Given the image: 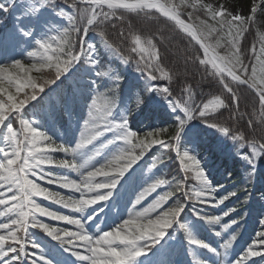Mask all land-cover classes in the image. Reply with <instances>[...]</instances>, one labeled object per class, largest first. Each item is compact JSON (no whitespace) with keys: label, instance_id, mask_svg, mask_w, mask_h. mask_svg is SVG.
<instances>
[{"label":"snow or ice","instance_id":"obj_1","mask_svg":"<svg viewBox=\"0 0 264 264\" xmlns=\"http://www.w3.org/2000/svg\"><path fill=\"white\" fill-rule=\"evenodd\" d=\"M86 7L77 8L75 0L68 6L72 9L71 14L59 10L56 14L67 20L68 26L57 35L37 42L38 48L27 53L29 58L36 62L29 68L16 61L0 67V217H8V222H0V264H58L54 259L45 257L39 249L37 254L29 252V246H37L28 239L30 229H39L53 240L57 241L60 248L74 257L77 262L87 264H138V258L159 242L166 235L170 227H178L186 231L185 225L180 223L181 216L186 205L194 206V215L204 221L213 229L218 238L228 236L220 245L219 253L208 249L214 254L223 255L230 250L238 239L237 232H230L235 219L224 222V218L236 211L229 208L221 216H211L201 211L197 205L211 208L220 207L235 196L236 193L219 195L220 188L212 186L194 155H190L187 149L180 147L181 133L192 120H201L208 127L215 128L225 137L231 138L237 143V154L250 166L264 155V136L257 145L256 138L249 139L243 132L234 134L228 127L210 119L217 110L228 107L221 95H213L211 98L197 104L194 101V93L190 86L183 88L184 95L175 97L169 87H153L148 81L166 79L171 81L173 74L165 70L159 61V53L152 39L134 35L130 51L147 55L145 60L142 55L136 61V70L141 76L146 75V88L148 92L160 94L169 108L177 115V122L172 129L160 128L156 131H147L143 136L130 131L127 123V115L121 113L115 115L117 108L116 87L119 83L118 76H112L114 87L108 89V93L93 92L92 99L88 104L87 118L82 125V131L74 146L68 147L54 142L48 135L40 131L37 122L26 118L24 110L34 101L42 98L46 90L53 91L52 86L61 77L69 74V70L75 65H85L95 73L98 78L109 75L107 70H99V62L96 58V48L80 38L81 32L98 29L107 21L123 19L119 12L143 14L147 19H152L153 11L167 21L174 22V26L191 37L199 45L203 57L197 56L195 60L203 66L205 72L218 79L223 91L231 94L234 104H239L240 97L233 88L235 85H246L258 98L260 115L264 117V33H257V40L252 42L251 48L243 43L247 41L250 26L255 21L259 8L264 6V0L254 3L247 16L234 14L226 6L214 7L211 4H202L201 0H79ZM39 7H52L55 0H38ZM39 7L30 8L29 11H39ZM105 7L108 9L105 11ZM192 9L193 12L202 11L213 24H208L200 19L199 25L190 24L181 18L180 9ZM0 9L7 11L3 4ZM193 12H189V19ZM219 18V19H217ZM116 27L115 24L112 25ZM100 42L110 55L119 58L122 64L128 65L132 59L130 56L121 55L120 49L106 37L105 32L98 31ZM214 37V42L209 38ZM226 41V42H224ZM259 50H256V43ZM223 48L224 54H219L217 49ZM254 63L246 64L250 59ZM39 65V66H38ZM211 71H208V66ZM47 69L53 75L42 83L32 76H21L19 73L43 71ZM19 70V71H15ZM157 73L159 75H157ZM230 78L231 83H229ZM7 85V86H5ZM14 87V92L11 89ZM60 95H57V100ZM143 103V98L137 95L129 106L128 112L135 110ZM50 115V112L34 113V115ZM255 115V113H253ZM250 125L252 121L250 120ZM264 127V120L260 121ZM18 125V127H17ZM162 133H169L170 139H157ZM151 138V139H149ZM247 141L245 144L244 142ZM159 146L160 155L152 156V159L142 175L147 177L153 174V170L165 165V156L177 160L178 171L173 179L165 176H154L150 183H146L127 210V218H121V222L113 223L107 230L96 223L98 217L94 216L98 208L103 204L98 202H111L112 208H116L117 189L123 187L132 178V173L141 164L144 158L151 153L153 146ZM241 149L250 151L241 152ZM62 152L63 159H54L50 153ZM174 154V155H173ZM102 157V162H95ZM55 166L68 169L80 177V182L68 178L67 175L49 178V183H57L60 187L71 189L80 193L79 198L61 196L41 187L29 175L38 178H47L44 166ZM183 173L181 176L180 173ZM189 173H194L189 176ZM42 174V175H41ZM251 175V172L249 173ZM102 177L103 179H96ZM195 180V186H189V180ZM174 191H166L163 194L158 189L166 186ZM4 189L7 191L5 192ZM151 193H157L154 201L142 210L137 206ZM175 193H181L176 196ZM10 194V196L8 195ZM33 197H42L70 208L76 217L60 215L42 207ZM166 205H169L165 207ZM90 206H97L95 208ZM159 210V211H158ZM155 213V216L152 214ZM38 217H47L51 220L62 221L64 224L73 225V230L52 227L42 222ZM264 227V219L260 220ZM94 226L96 231L90 234L88 228ZM258 241L253 244H264V231L257 233ZM190 245L199 242L186 236ZM199 247L207 245L199 243ZM83 249V253L78 251ZM264 256V253L255 250L249 245L247 250L235 264H247L248 258ZM161 264H166L162 261ZM193 264H202L199 260H193Z\"/></svg>","mask_w":264,"mask_h":264},{"label":"trees","instance_id":"obj_2","mask_svg":"<svg viewBox=\"0 0 264 264\" xmlns=\"http://www.w3.org/2000/svg\"><path fill=\"white\" fill-rule=\"evenodd\" d=\"M22 1L34 3L38 0H11L9 4H4L3 1H0V4H3L7 8V11L0 9L1 40L7 37L13 27L16 29L14 35L17 38L22 39L25 35L34 32L39 38L43 40L48 39L51 35L42 33L39 27L32 25V22L34 20L38 21V19H35V15L27 9L21 8L20 2ZM72 2L73 0H55L54 5L48 8L55 13L63 10L71 14L72 9L68 5ZM75 2L77 8L86 7V5L76 0ZM174 3L179 4L180 0H174ZM15 8L17 11L14 12ZM187 10L193 12L190 8L180 9L181 15L185 19L187 17L184 11ZM118 15H122L123 19L114 18L100 25L98 29L91 30L87 34L83 32L80 34L81 39L95 46L99 70H107L110 79L107 76L98 78L87 66L77 64L69 75L57 81L55 86H49L52 87L53 91L46 90V94L42 93V98L38 102H32L35 107L31 105L26 107L24 110L26 118L43 119L55 113L58 115L61 124H66V109L69 107L71 109L78 108L81 111L83 105L79 103V98L83 100V104H86L92 99L93 92L108 93V89L115 86L111 77L118 76L119 83L115 93L117 103L115 115L119 116L121 113L127 115L128 128L131 131L143 136L147 131H155L159 127L172 129L177 122V115H173L169 111L164 98L160 94L145 90L147 73L141 76L136 70V61H139L142 55L145 60L148 59L147 55L143 53H133L130 51L134 46L132 44L133 36L140 35L142 38L152 39L159 53L161 66L173 74L171 81L166 79L150 81L153 87H169L174 93L175 98L183 96V88L190 86L194 93V101L197 104L201 103V101L206 102L213 95H221L228 107L217 110L210 119H215L216 122L228 127L234 134L243 132L249 139L255 137L257 145L260 143V138L264 136V127L261 126L260 121L264 120V117L260 115L258 98L247 87L232 85L240 97L239 104H234L231 100V94L223 91L222 86L218 83V79L209 76L205 72L204 67L199 65L198 61L195 60L197 56L203 57L201 49L187 35L175 27L173 22L167 21L156 13H152V19H147L143 14L136 15L134 13L119 11ZM193 15L204 20L207 18L202 11L193 12ZM18 24L22 26H18ZM113 24L116 27H113ZM99 30L104 31L106 37L114 46L120 49L121 55L132 57L128 65L122 64L117 56L110 55L104 49L97 34ZM56 33L53 35H57ZM257 33V30L253 26H250L249 34H246L247 41L243 43L251 48L252 42L258 39ZM209 40L210 42H214V37H210ZM256 50H259L258 42L256 43ZM217 51L219 54H224L225 50L221 48L217 49ZM248 56L250 59L245 60V63H254V58H251V52L248 53ZM211 70V66L209 65L208 71ZM51 75L53 73L49 71L40 72L38 80L42 83L45 79L50 78ZM157 75L159 74L157 73ZM136 76H139L140 79L137 80ZM229 83H231L230 79ZM58 94L60 95L59 100H57ZM137 95L143 98V103L136 110L133 105V111L129 113V106ZM40 112H50V115H34V113ZM250 120L252 121L251 125L249 123ZM162 134L164 140L170 139L169 133ZM244 143L246 144L247 141ZM180 147L187 149L191 155L196 157L211 184L218 187L224 186L219 195L236 193L235 196L225 201L223 206H221L222 211L220 212L223 215V212L229 208L236 209L234 213L226 218H230L229 221L232 219L239 221L237 229L238 239L241 237L243 229H245V234L251 236L252 241H258L259 237L257 233L264 231L263 227H256V222L260 224V220L264 219V155H261L255 161L254 166H250L237 154V143L235 141L229 137H225L215 128L208 127L199 119L190 121L184 128L181 133ZM160 151L158 145L153 146L151 153L144 158V165L147 167L152 156L160 155ZM240 151L243 153L250 151V149H241ZM165 161V165H161L159 169L153 170V174H150L152 178L153 175H162L169 180L173 179L178 171V162L175 159L169 160L167 156H165ZM250 172L251 175L249 174ZM180 175L182 176L183 173L181 172ZM193 175L194 173H189V176ZM188 183L190 187L196 184L193 179H190ZM169 189L170 191H174V185ZM175 195L179 196L181 193H175ZM199 206L197 205V207ZM50 208L56 210L55 207ZM193 213L194 206L188 204L178 218L179 222L185 225L186 231L179 230L178 227H170L166 230L175 233L178 239L184 241L185 253L192 260L194 257V253L192 252L194 245H190L187 242L186 236L196 241L197 239L193 236L194 231H192V228L190 229L186 225H192V223L190 224L191 220L197 221V217ZM257 218L259 221H256ZM252 221L254 223L250 226L249 224ZM36 230L40 234L33 233L37 243L35 250L39 249L44 255L58 256L54 246L50 241L46 240L45 236L47 235L39 231V229ZM232 231L230 229V232ZM241 241L246 244V241ZM261 246L264 248V244H261ZM247 247L238 255L237 259L243 255ZM230 250L227 252L229 253ZM212 254L214 252L209 251V255ZM259 260L261 258L258 257L252 259V261Z\"/></svg>","mask_w":264,"mask_h":264},{"label":"rangeland","instance_id":"obj_3","mask_svg":"<svg viewBox=\"0 0 264 264\" xmlns=\"http://www.w3.org/2000/svg\"><path fill=\"white\" fill-rule=\"evenodd\" d=\"M0 1H3L4 4H9L11 0H0ZM259 2L260 0H201L202 4H211L214 7L221 6V5L226 6L227 9L229 11H232L234 14H241L244 16L251 14L250 13L251 6L254 3L258 4ZM20 5L22 6L21 7L22 9H27L28 11L30 8L39 7L38 1L34 3L22 1L20 2ZM13 11L15 12L17 11V9L15 8ZM29 12L35 15V19H38V21L34 20L32 22V25L39 27L40 31H42V33L44 34L53 36V34L65 29L68 26L66 19L59 17L54 11H52L48 7H39V11H29ZM189 12L191 11L189 10L184 11L187 19H185L184 17L183 18L186 21H188L190 24L199 25L200 19H203V18L193 15L192 18L189 19V16H188ZM41 16L43 17L40 18ZM205 21L208 24H212L214 22V21L209 20L208 18H206ZM18 26H22V25L18 24ZM251 26H253V28H255L258 33H264V6L258 9L256 16H255V21ZM15 32H16L15 27L11 28V32L7 35L6 41L3 43H0V67H3L5 65L11 64L16 61H20L25 66V68H29L31 64L35 63L36 61L32 58H29L27 56V53L30 51L37 50L38 48L37 42L38 41L42 42L43 39L39 38L34 32L28 35H25V37L20 39L14 35ZM36 38L37 40H35ZM0 40H1V37H0ZM74 67L69 70L70 73L74 70ZM15 71H19V70H15ZM45 71H48V70L45 69L40 72H45ZM40 72H37V71H32L28 73L21 72L19 74L21 76H32L33 78L38 79V77H40ZM107 78L110 79L109 76H107ZM135 78L137 80L140 79L139 76H136ZM148 83H150V81H148ZM55 85L56 84H54V86ZM11 91L14 92V87L11 89ZM89 102L90 100L86 104H83V100L79 98V103H82L83 105L81 111L71 110L70 107L66 109V114H67L66 118L68 122H66L67 124L64 128L62 126H59L60 123L58 120V116L56 114H52L51 116H46L43 119H36V118H30V119L35 120L37 122L38 129L42 131L43 133H45L46 135H48L50 139H52L54 142L71 147L73 146V138L78 129V126L80 125L82 127L83 123L85 122L87 118V110H88ZM165 104L167 105L169 111L173 115H176L169 108V105L167 103ZM157 129H160V127ZM163 137H164L163 134H161L160 136L156 138L163 139ZM50 155H52L53 158L57 160L64 158V154L62 152H53V153H50ZM95 162L97 163V166H98V164L102 162V157H98ZM146 168L147 167L144 165V160H143L141 164L137 166L135 170L133 171L132 178L128 180V183L124 184L123 187H120L116 190L117 191V196L115 200V203L117 205L116 208L107 206V212H105L106 205L107 204L111 205V202H106V204L102 203L103 208H98L97 212L94 213V216L98 217L96 219L97 224H99L102 228L107 230L108 227L113 223V221H116L117 223H119L121 222V218H127V215L125 216L124 212L131 205L130 201L133 200L135 195L138 194V192L144 186H146V183L148 182L150 183L152 179V176L150 174L147 177L142 175L143 170ZM44 172L48 174L47 178H38L37 176L30 174L29 179L33 180L35 183L39 184L41 187L48 189L52 193H59L61 196L65 197V199L69 197L77 198V199L79 198L80 196L79 192H76L71 189L62 188L59 186V184L55 182L53 183L48 182L49 178H54L56 176H61V175H67L69 179L74 180L77 183H79L80 177L77 173L72 172L68 169H61V168H58L55 166H49V165L44 166ZM96 179L99 180L103 178L97 177ZM211 185L216 186L214 184H211ZM223 187L224 186L218 187L220 188V192L218 194H221ZM4 191L6 192L7 190L4 189ZM166 191H170V189L166 186L157 190L159 194H163ZM8 195L10 196V194ZM156 195L157 193H151L148 196H146L145 199L141 201V204L137 206V210H142L144 207H147L150 203L154 201ZM33 199L37 203H39L42 207H46L49 210H50L49 208L50 206L52 207L54 206L55 208H57V210L55 211L57 212V214L69 215L73 217H76L79 215L77 213H74L70 208H65L60 204H56L52 202L51 200H46L42 197H33ZM167 206L169 205H166L165 207ZM221 206L216 207V208H211L208 206L200 205L199 207L202 208L201 211H203L204 213H207L209 215H214V216H221L222 215L220 212L222 211ZM90 207L95 208L96 206H90ZM3 209H4V206H0V210H3ZM50 211H53V210H50ZM121 212H122V216H121ZM152 215L155 216V213H153ZM38 218L42 222H45L52 227L65 228L67 230L74 229L73 225L64 224L62 221L51 220L47 217H38ZM196 219L197 221H194V220L190 221V224L192 223V225H186V226L189 227L190 229L192 228V231L195 232L196 239L199 243H203L207 245L208 248H211V249L214 247L215 252L219 253L220 245L221 243L224 242V239L227 238L228 234L226 233L223 238H218L214 234V231L218 229H213L210 226H208L204 221L199 220L198 218ZM229 219L230 218L225 217L224 222H229ZM256 221H259L258 218ZM0 222H8V217L7 216L0 217ZM238 223L239 221H237L236 225H233L232 230L234 232H237L238 225H239ZM252 223H254V221L250 222L249 225L251 226ZM256 227L259 228L262 226L259 224V222H256ZM29 231L30 232L28 234V239L31 240L37 246L36 239L33 233L35 234H40V233L36 229H30ZM88 231L90 234H93L95 233L96 229L94 226H91L88 228ZM0 234H5L4 230H0ZM45 237H46V240L50 241L51 244L54 246V249L56 250V253L58 255L56 257H51V256H45V257L49 259H54L55 261L58 262V264H87V262H77L74 257L70 256L67 252H65L64 250L60 248L57 241L53 240L49 236H45ZM241 240L246 241V244H244ZM253 242L254 241L251 240V236H247L245 234V229H243V231L241 232V237L237 239V241L234 243L229 253L226 251L224 252L223 255L214 254L213 256H207L208 250L206 248L199 247V243H198L192 248V252H194L193 260H199L202 262V264H235V260L237 259L238 255L242 253L248 245H253L255 250H258L264 253V248L261 246V244L260 243L253 244ZM183 245H184L183 240L178 239L175 233L167 231L166 235L162 239H160L158 243L152 246L149 252H146L145 255L138 258V264H161L162 260H160V256H162V258L165 259L166 264H177L178 262H181L182 264H193V260L184 254ZM27 250L33 254L37 253L36 252L37 250H35V248H32L31 246H29ZM78 251L83 253V249H78ZM237 251L238 253L236 254ZM254 257L261 258V260L252 261ZM248 262H249L248 264H263L264 256L249 257Z\"/></svg>","mask_w":264,"mask_h":264},{"label":"bare ground","instance_id":"obj_4","mask_svg":"<svg viewBox=\"0 0 264 264\" xmlns=\"http://www.w3.org/2000/svg\"><path fill=\"white\" fill-rule=\"evenodd\" d=\"M82 131V127L79 125L78 126V129H77V131H76V133H75V136H74V138H73V146L75 145V143L77 142V140H78V137H79V135H80V132ZM98 203H100V204H106V202H98ZM107 206H110V207H112L110 204H107L106 205V208H105V212H107ZM131 206V205H130ZM129 206V207H130ZM97 207V206H96ZM128 210V209H127ZM127 210H125V212H124V214H125V216L127 215ZM121 216H122V212H121ZM124 216V217H125ZM174 252V251H173ZM159 256V255H158ZM165 256V255H164ZM158 258V257H157ZM160 260H162V261H165V259H163L162 258V256H160ZM177 264H182L181 262H178Z\"/></svg>","mask_w":264,"mask_h":264},{"label":"water","instance_id":"obj_5","mask_svg":"<svg viewBox=\"0 0 264 264\" xmlns=\"http://www.w3.org/2000/svg\"><path fill=\"white\" fill-rule=\"evenodd\" d=\"M154 12V11H153ZM155 13V12H154ZM157 15H159L158 13H156ZM161 17V16H160ZM162 18H164V17H162ZM181 18L182 19H184L182 16H181ZM165 19V18H164ZM185 20V19H184ZM186 21V20H185ZM186 22H188V21H186ZM174 23V22H173ZM189 23V22H188ZM182 32V31H181ZM183 33V32H182ZM183 34H185V33H183ZM185 35H187V34H185ZM189 37V36H188ZM190 39H191V37H189ZM193 41V40H192ZM195 44H196V42L195 41H193ZM198 47H199V45L198 44H196ZM227 78V77H226ZM228 79H230V78H228ZM243 86H245V87H247L246 85H243ZM250 90V89H249ZM252 93H254L252 90H250ZM255 94V93H254Z\"/></svg>","mask_w":264,"mask_h":264}]
</instances>
